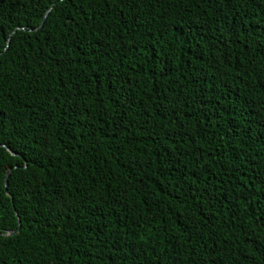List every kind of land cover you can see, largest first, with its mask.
I'll use <instances>...</instances> for the list:
<instances>
[{"label": "trees", "instance_id": "16d2710c", "mask_svg": "<svg viewBox=\"0 0 264 264\" xmlns=\"http://www.w3.org/2000/svg\"><path fill=\"white\" fill-rule=\"evenodd\" d=\"M0 264H264V0H0Z\"/></svg>", "mask_w": 264, "mask_h": 264}, {"label": "water", "instance_id": "95a60500", "mask_svg": "<svg viewBox=\"0 0 264 264\" xmlns=\"http://www.w3.org/2000/svg\"><path fill=\"white\" fill-rule=\"evenodd\" d=\"M6 184H8V179H7V181H6ZM19 231V228L16 230V231H12V232H10V234H15L16 232H18Z\"/></svg>", "mask_w": 264, "mask_h": 264}]
</instances>
